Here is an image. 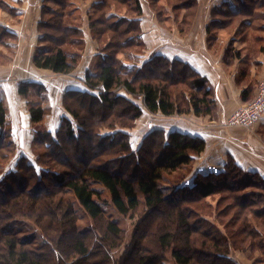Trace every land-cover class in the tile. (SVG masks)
<instances>
[{"label": "trees", "instance_id": "16d2710c", "mask_svg": "<svg viewBox=\"0 0 264 264\" xmlns=\"http://www.w3.org/2000/svg\"><path fill=\"white\" fill-rule=\"evenodd\" d=\"M78 2L44 0L38 26L41 36L33 60L37 68L63 75L76 69L85 44L77 25L81 18ZM119 6L128 11L126 17L111 13ZM178 6H186L194 15L197 0H184ZM0 7L15 13L3 0ZM261 8L264 0L261 4L256 0H242L239 13L226 14L230 18L249 16L252 19L245 21V25L261 28L264 22ZM156 10L163 21L160 6ZM141 15L140 0H98L94 4L89 22L100 53L85 77L92 91L65 93L63 106L72 119L64 118L55 135L46 130L42 132L38 147L44 151L38 155L36 164L21 157L16 170L5 171L16 153V145L8 134H3L8 124L7 109L0 97V174L5 172L0 179V264H110L111 251L122 246L125 232L118 221L105 218L104 192L122 216L153 214L163 219L160 225L150 226L149 234L148 224L143 225L146 218L141 221V231L124 251L127 254L131 249L137 264H163L168 252L177 264H237L230 257L233 251H245L249 247L252 254L264 251V178L259 174L244 171L230 158L225 172L198 173L194 184L188 187L189 184L181 182L206 148L201 137L178 131L166 135L156 130L134 154L130 153L125 133L116 132L112 136L99 133L102 127L114 129L119 127L115 125L118 121L127 118L133 121L142 114L135 103L130 105L133 106L131 116L126 115L125 108L116 107L117 102L128 99L119 93L123 89L140 96L143 106L154 114L193 113L210 117L216 114V100L208 79L189 64L155 55L142 66L131 68L119 58L121 53H136L134 50L143 46ZM258 20L260 23L255 25ZM106 36L108 42L104 40ZM15 38L14 33L0 26V47L9 48ZM3 60L0 53V61ZM42 92L43 87L37 83L19 84L20 95L28 100L33 124H40L49 112L34 99ZM245 94L243 91V99ZM86 103L106 107L107 116L98 117L97 111L93 114ZM111 117L118 119L110 120ZM73 121L78 124L77 130ZM105 140L109 143L101 146ZM37 164L45 169L38 172ZM222 192H228V196L220 197L215 208L208 200ZM194 193L198 199L186 200L187 195ZM183 194L187 195L183 197ZM225 198L230 201L219 209ZM75 202L93 221H101L102 228L79 230ZM21 216L32 219L48 242L30 246L12 231L3 229L8 219ZM64 236L67 243L60 247ZM149 237L156 251L146 246ZM100 255H103L101 259ZM119 264L135 263L125 260Z\"/></svg>", "mask_w": 264, "mask_h": 264}, {"label": "crops", "instance_id": "0c3cea01", "mask_svg": "<svg viewBox=\"0 0 264 264\" xmlns=\"http://www.w3.org/2000/svg\"><path fill=\"white\" fill-rule=\"evenodd\" d=\"M97 1L79 0L77 3L81 13L77 25L83 32L85 44L76 69L71 74L63 75L37 68L33 62L41 36L38 26L42 18L44 0H3L15 13L10 12L8 15L10 17L5 18L8 12L0 7V26L16 35L10 46L16 53L13 61L7 60L6 65H0V97L7 109L8 123L3 129L6 131L3 134H8V138L16 145V153L6 165L7 171L16 170L21 157H25L30 164H35L34 147L41 143V132L46 130L55 134L64 118L72 119L63 106L66 92L92 91L85 77L100 53L99 43L92 36L89 22ZM233 1H236L235 5L232 4ZM140 2L142 6V15L139 17L140 36L143 43L147 44L146 52L149 53L143 60L163 55L168 59L189 64L208 79L216 100L214 117L196 116L193 113L175 114V131L201 137L206 142L204 152L193 162L194 172L189 185L194 184V177L198 173L208 175L225 172L230 158H233L244 171L257 173L264 178V115L251 129L225 125L227 119L237 109L253 99L258 81L264 76V22L261 28H256L253 42H257L258 46L255 48L253 45V52L247 45L248 41H252L250 37L243 40L232 39L223 46L220 44L221 39H218L217 29H222L220 27L224 16H227L226 13L240 12L242 0H197L196 12L191 18L186 19L188 21L183 20L186 22L183 27L179 23L180 18L185 17L175 15V24L179 25L175 26V40H172L169 47L163 41L168 39L163 33L167 24L164 20L161 21L158 15H155L156 21L152 15L146 18L148 10L144 2L142 0ZM148 7L153 11V5L149 3ZM200 10H205V16L201 19ZM261 11L264 12V8H261ZM111 13L117 14L114 9ZM118 15L127 16L120 13ZM214 22L219 25H215ZM211 36L213 41L209 39ZM238 41H241V44L236 47ZM217 44H220V47H217ZM10 47H1L0 53L4 55L11 49ZM125 63L127 66L132 65L129 60H125ZM28 81L41 85L44 90L40 95L34 96L35 99L42 96L41 100L36 101L49 109L40 124H33L28 100L19 93V84ZM243 91L246 92V99H243ZM236 252L240 251H233L230 257L237 264H245L234 256ZM256 253L257 251L253 255L256 256Z\"/></svg>", "mask_w": 264, "mask_h": 264}, {"label": "rangeland", "instance_id": "374dc122", "mask_svg": "<svg viewBox=\"0 0 264 264\" xmlns=\"http://www.w3.org/2000/svg\"><path fill=\"white\" fill-rule=\"evenodd\" d=\"M183 1L184 0H157L156 2L153 3V2H151V0H142V2H144V6L148 10L147 15L145 14L146 18L148 17V15H152V18L154 19V21H156L155 15H159L157 13L156 9H159V6L162 9V11H160L161 15H163L162 19L167 24V27H164V29H163L164 30L163 33L169 39V40L166 39L163 41L169 47L171 46L172 40L173 39L175 40V26L177 27V25L181 24V27H183V25L186 23L185 21H183V20H185V18L184 19L180 18L181 22L179 24L178 23L175 24V15H181V17H187V18H190L193 16L190 13L191 10H188L187 8H185L186 6H184V7L178 6L177 7V5L178 4L181 5V3H183ZM256 1H257V4H261V2L263 0H256ZM149 3H150V5H153V11H151L149 9V7H148ZM133 4H134V2H133ZM232 4L235 5L236 1H233ZM49 5H51V4H49ZM52 6H54L55 8L59 7V5H56V4H52ZM119 8L114 9L117 14H119V13L121 15L126 14L127 10L125 8H123L121 6H119ZM59 9H61V8H59ZM7 12L8 13L5 14V18L10 17V16H8L10 12L9 11H7ZM231 14H229V15H231ZM233 14H235V13H233ZM204 16H205V10H202V11L200 10L199 19H201V17L203 18ZM222 18H220V19H222ZM251 19L252 18L249 16H240V17L237 16L234 18H230L229 16H224L222 26L220 27L222 29H217L219 31L218 39H221L220 44L225 46L230 41H232V39H234V40L242 39L243 40V39H248L250 37L252 39V41H248L247 45H249V49L251 48L250 50H251V52H253L254 51V50H252L253 45L255 46V48L258 46L257 42L256 43H255V41L253 42L254 35H256V28H255V26H253L251 24L245 25V21H250ZM258 23H260L259 20L255 21V25H257ZM214 31L215 30H213V32ZM108 39H109L108 36H106V38L104 39L105 42H108ZM209 39H212V41H213V36L209 37ZM241 41H238V43H236V47L240 46ZM164 42H161V43H164ZM220 44H217V47H220ZM173 45H175V44H173ZM162 49H163V47H162ZM74 50H76V49H74ZM151 50L152 49H149V51H151ZM243 50H244V48H243ZM134 51H137V52L136 53H129V52L128 53H121L119 55L120 59L127 60V58H128L129 61L132 62L131 63L132 65H128V67H131V68L132 67L133 68L140 67L147 60H149V59L143 60V59H146V58H144L146 56V54H149L146 52L147 51V44L146 43H144L142 47L140 46L138 49L136 48ZM15 55H16V53L13 51V49L12 48L9 49L6 53H4V55H3L4 60L0 61V65H6L8 61H13V58L15 57ZM119 93L123 94L124 96H126L128 98L127 101L116 103L118 105L116 107L119 110H121L122 108H125V112L127 113L126 115L131 116L133 106H130V105L132 103L133 104L135 103L140 107L142 114L137 119H135L133 121L128 120V118L118 121L120 123L115 124V125L119 126L117 128H114V129H108L107 127L100 128L99 133L102 136H112L116 132L125 133L127 135L128 140H129V146L128 147L130 148V153L136 154L138 152L140 146L142 145V142L144 141V139L151 132L158 130V131L165 132V134L167 135V134H169V132L175 131V115L165 116L162 114L151 113L143 106V101H142V98H140V96H134V95L128 93L127 91H125L124 89L121 90ZM40 98L42 99V96L37 97L36 100H40ZM251 101H252V99L250 101H248L247 103H249ZM247 103H245V104H247ZM85 105L87 106V108H89V110H91V112H93V114H95L94 112L97 111L96 113L99 114L98 117L107 116L106 107L92 106V105L90 106L88 103H86ZM84 115L85 114H83V116ZM114 119H118V117H113V118L111 117L110 120H114ZM88 123H90V122L88 121ZM73 127L76 130L78 129L77 122L73 121ZM228 127H232V126H228ZM233 127H236V126H233ZM238 127H240V126H238ZM41 128L43 130L45 129L43 126ZM87 128L89 129V127H87ZM245 129H251V128H245ZM40 131H42V130H40ZM3 132H5V130H3ZM55 134L53 133V135H55ZM62 141L65 144V147H68L66 141L64 139H62ZM108 143H109V140H105L101 143V146L107 145ZM34 151H35V155H34L33 159H37L38 155L44 150L40 147H34ZM126 152H127V150H126ZM122 154H125V152L119 153L118 157ZM118 157L114 158V159H118ZM159 159H161V158H159ZM126 162L128 163V161H126ZM35 164H36V162H35ZM194 165H195V163H193L190 170H188V172L186 173V178L184 179L183 182H181V184H184V185L189 184V182L191 181V178L193 176ZM9 167H8V169H9ZM36 169L39 172L40 170H43L45 168H43L42 166L39 167L37 164ZM6 170H7V168H5V171ZM3 174L2 173L0 174V179L2 178ZM97 187H98V189H101L100 186H97ZM188 187H191V186L188 185ZM227 193L228 192H222L221 194H219V196L217 195L216 197H214V199H212V198L209 199L208 202L212 203L215 206V208H217V202H218L219 198L226 196V195L228 196ZM186 195L187 194H183V197ZM104 196H105V201H104L103 207L105 209V218L107 220L111 219V220L118 221V223L120 224V227L125 232L124 239L122 242V246L119 249L111 251L112 261L110 262V264H119V261H125V260L128 263L134 262L135 264H137V261L133 259V256H132L133 254L131 252V249H129L127 254H125L124 251L126 250V247L128 246V244H130V242L132 241L134 236L136 234H137L136 236H138V233L141 231V229H140L141 228V224H140L141 221L146 218L145 219L146 221L143 222V225L148 224L147 226L149 228L147 229V231H148L147 234H149L150 230H151L150 226H155L156 224L160 225L163 222V219L158 217V216H155L153 214L148 215L147 217L146 216L144 217L140 214H134V215H130V216H122L113 208V205L110 202L109 194L107 192H104ZM198 198H199V196L197 193L186 196V200H189V199L195 200ZM193 200H190V201H193ZM229 201H230L229 198H225L222 202V205L219 206V209H223L224 207H226V205L228 204ZM203 204H204V202H202L200 205H203ZM192 205L194 206V204H192ZM75 207H76V213L78 216V223L77 224H78L79 230L85 232L88 230L89 231L93 230V229H95V227H97L98 229L102 228L101 227V221H98V222L93 221L88 216V214L82 209V207L79 206V204L77 202H75ZM204 210H206V209L204 208ZM207 212H208V210H207ZM48 213L49 212H47L46 215H49ZM231 216H232V214H230V216H228V218H230ZM46 217L43 214V218L45 220L47 219ZM3 229L12 231L15 234V236L18 237L19 239H21L22 241L29 242L28 244L30 246H34V245L41 246L44 243L48 242L43 230L32 219H30L28 217L21 216V217H16L13 219H8L6 222L3 223ZM153 230H154V232H156L155 228ZM67 232H69V228L67 229L66 233ZM148 240L149 241H147L146 246L148 248H150V249L152 248V250L156 251L154 246H153V243H154L153 239L150 240V237H149ZM66 243H67V241H66L65 236H64L63 238H61L60 247H63ZM246 249H248L249 251L245 250V251L236 252V253H234V256L237 259H241V261L245 264H264V251H257L256 256H254L250 251V247L246 248ZM102 257H103V255H100L99 259H101ZM162 262H163V264H177L170 252H168L164 255Z\"/></svg>", "mask_w": 264, "mask_h": 264}, {"label": "built area", "instance_id": "2783aa9c", "mask_svg": "<svg viewBox=\"0 0 264 264\" xmlns=\"http://www.w3.org/2000/svg\"><path fill=\"white\" fill-rule=\"evenodd\" d=\"M264 115V76L258 82L256 93L251 102L241 106L226 121L228 126L252 128Z\"/></svg>", "mask_w": 264, "mask_h": 264}, {"label": "bare ground", "instance_id": "6f19581e", "mask_svg": "<svg viewBox=\"0 0 264 264\" xmlns=\"http://www.w3.org/2000/svg\"><path fill=\"white\" fill-rule=\"evenodd\" d=\"M29 82V81H28ZM44 91V90H43ZM33 98V97H32ZM27 100V99H26ZM41 100V99H40ZM188 115V114H187ZM226 125V124H225ZM233 127V126H232ZM236 127H238V126H236ZM195 161V160H194ZM193 165V164H192ZM196 174V173H195Z\"/></svg>", "mask_w": 264, "mask_h": 264}]
</instances>
